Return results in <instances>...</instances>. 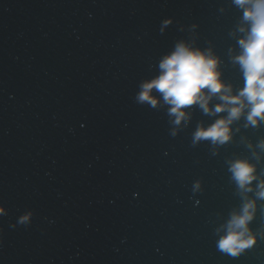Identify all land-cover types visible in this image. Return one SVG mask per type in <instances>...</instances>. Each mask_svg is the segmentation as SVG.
<instances>
[{
    "label": "water",
    "instance_id": "water-1",
    "mask_svg": "<svg viewBox=\"0 0 264 264\" xmlns=\"http://www.w3.org/2000/svg\"><path fill=\"white\" fill-rule=\"evenodd\" d=\"M240 17L232 0H0V264H264L254 192L255 246L216 248L243 203L227 161L264 180V124L193 147L216 117L194 105L176 126L155 90L156 108L134 100L180 40L211 48L235 92Z\"/></svg>",
    "mask_w": 264,
    "mask_h": 264
},
{
    "label": "clouds",
    "instance_id": "clouds-1",
    "mask_svg": "<svg viewBox=\"0 0 264 264\" xmlns=\"http://www.w3.org/2000/svg\"><path fill=\"white\" fill-rule=\"evenodd\" d=\"M232 4L241 12L236 32L242 35L236 40L238 54L234 55L231 48L228 52L231 64L238 66L243 80L241 87L234 92L232 84L222 80V62L211 48L201 49L194 46V41L180 40L160 58L158 74L142 82L134 96L136 103H147L156 108L158 99L153 94L155 90L163 103L170 106L167 112L170 118H174L171 123L176 126L181 121L186 125L189 119L188 113L181 109H190L194 105L203 114L216 117L207 127L197 125L192 134L193 147L200 141H209L213 146L231 142V126L241 119L245 121V129L264 124V0H232ZM171 22L170 19H165L163 24L169 25ZM214 99L219 102L210 107V102ZM220 113L224 115L218 116ZM239 130L235 129L236 132ZM171 135H176L175 129ZM247 147L251 149L253 146L249 143ZM256 147L264 152V139ZM212 154L215 155V151ZM252 155L259 160L255 152ZM227 164L231 180L235 182L243 203L239 212H233L227 223L217 230L224 234L216 241V248L223 254L238 258L257 243L248 227L254 218L256 204L246 194L254 192L257 199L264 200V180L256 174V166L248 159L236 158L227 161ZM254 180L258 181L255 189L251 186ZM199 187L197 181L195 188ZM0 212H3L2 208ZM31 216L32 213L29 212L20 217L17 223L28 227ZM10 227L15 229L16 225Z\"/></svg>",
    "mask_w": 264,
    "mask_h": 264
}]
</instances>
